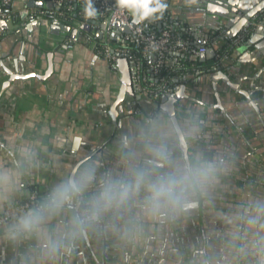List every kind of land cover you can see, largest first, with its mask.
Wrapping results in <instances>:
<instances>
[{"label": "crops", "instance_id": "0c3cea01", "mask_svg": "<svg viewBox=\"0 0 264 264\" xmlns=\"http://www.w3.org/2000/svg\"><path fill=\"white\" fill-rule=\"evenodd\" d=\"M26 3L14 0L11 20L0 24V58L6 53L3 60L13 74L24 75L2 91L10 75L0 68V213L27 198L32 189L43 197L85 159L76 172L92 164L98 176L106 172L125 176L131 168L146 165L151 159L148 145L161 136L174 164L182 165L168 115L135 92L115 106L119 122L115 126L111 111L120 92L118 73L96 58L79 36L74 37V48L60 54L56 45L72 38V30L53 34L42 29L39 35L36 29L29 30L19 14ZM167 8L172 22L196 45L213 46L214 34L208 31V39L200 36L209 28L200 0H168ZM221 36L216 35L218 45L223 44ZM255 44L246 52L234 50L224 68L236 88L208 78L211 73L204 68L212 57L198 60L197 73L191 65H182L184 56L177 52L168 60L184 69L176 78L190 86L188 98L177 103L190 155L220 158L227 164L216 184L188 193L187 203H198V208H163L152 217L142 207L141 193L129 211L119 217L109 214L55 264H256L252 243L257 233L264 235V45ZM50 52L56 53L53 71L44 78L35 76L49 71ZM257 216L260 223L253 227L248 221ZM13 219L0 224V264H40L34 257L37 238L20 242L5 238ZM66 219L63 214L49 228H62ZM130 219L138 230L126 234Z\"/></svg>", "mask_w": 264, "mask_h": 264}, {"label": "clouds", "instance_id": "9594fccd", "mask_svg": "<svg viewBox=\"0 0 264 264\" xmlns=\"http://www.w3.org/2000/svg\"><path fill=\"white\" fill-rule=\"evenodd\" d=\"M117 3L121 8L131 9L138 21L162 13L166 7L163 0H117ZM148 147L151 159L143 167L131 168L125 176H115L111 172L98 176L92 164L74 172L31 207L19 210L6 227L5 238L13 242L37 238L40 244L34 250L35 259L40 264H55L61 253L71 251L78 239L101 224L109 214L119 217L129 211L141 193L144 194L145 213L155 217L163 208L192 207L187 203L188 193L208 189L227 171L226 161L220 158L188 156L182 165L174 164L163 136ZM161 168L168 170L161 171ZM5 191L10 194L11 188L6 187ZM63 214H67L63 227L51 230L50 223ZM248 222L256 227L260 217ZM137 230L138 225L130 219L126 234ZM252 248L256 264H264V235L257 233Z\"/></svg>", "mask_w": 264, "mask_h": 264}, {"label": "built area", "instance_id": "2783aa9c", "mask_svg": "<svg viewBox=\"0 0 264 264\" xmlns=\"http://www.w3.org/2000/svg\"><path fill=\"white\" fill-rule=\"evenodd\" d=\"M43 1L45 6L43 7H31L26 3L24 7L19 11L22 15L23 23H37L42 29H50L53 23L63 22L62 17L66 16L73 9L69 7V12L64 13L60 11L63 3H69L72 5L76 0H39ZM91 5L84 8V17L79 21H74L72 29L78 30L79 37L90 46L93 52L104 60L108 65L114 69L115 64L119 58H127L134 63L132 72V82L135 92L147 97L153 103L158 105L165 95H170L175 86L177 85L176 77L169 79L162 78L160 80L155 79V74L159 72L160 67L165 62V57L168 52H177L178 54H190L196 56L200 53H205L209 48L207 46L196 45L190 38H183L181 36L174 35L173 31L176 25H167L164 29H160L158 32L151 29L149 25L151 22L149 19L139 21L137 25H133L134 20L133 11L129 8H121L117 0H88ZM14 0H0V23L8 22L12 18L11 8ZM48 3H52L51 6ZM59 7V8H58ZM50 12V15H48ZM89 19L93 20V24H90ZM162 17H159L156 24L159 22V26L162 21ZM264 19V7L254 14L242 29L233 38H228L226 34H222L221 41L223 44H227V49L221 53H216L213 60L205 65V70L218 71L226 68L231 60V54L247 44L254 30L261 24ZM126 25L130 29V33L117 32L115 27L116 23ZM68 25V24H66ZM93 25H97L96 33H102V44L98 45L90 36L83 34L82 31L89 26L93 28ZM113 39L120 41V44H114ZM77 40L72 37L57 43V47L63 50H70L74 48ZM130 44L134 49L141 48L144 57L149 56L151 64L149 68L153 71V78L150 80L142 73V62L139 58L132 56ZM221 45V46H222ZM178 70L181 67L177 68ZM189 71V70H187ZM186 71V72H187ZM38 202V194L30 193L28 200L16 203L13 206L7 207L2 213H0V224L6 219L14 218L19 210L27 209L33 204Z\"/></svg>", "mask_w": 264, "mask_h": 264}, {"label": "water", "instance_id": "95a60500", "mask_svg": "<svg viewBox=\"0 0 264 264\" xmlns=\"http://www.w3.org/2000/svg\"><path fill=\"white\" fill-rule=\"evenodd\" d=\"M26 1L28 5L31 7L45 6L43 1H39V0H26ZM200 2L203 7L201 12L205 15L206 20L209 22V28L206 30V33H202V31H200L201 32L200 36L204 39L209 38V33H207L208 31L214 35L221 33V34H226L228 38L235 37L237 33L242 29V27L246 24L247 20H249L254 14H256L260 9L264 7V0H200ZM48 5L51 6L52 3H48ZM138 22L139 21L136 18H134L132 24L137 25ZM5 23L6 22H2L0 24H5ZM260 25L254 30V34L251 35L247 44L243 47H240L238 51H241V50H243L244 52L248 51L250 48L249 45L255 44L259 39H260V42L257 45L256 44L255 45L257 48H262V46L264 45V27ZM27 26L29 30H33V28L36 29V31L38 32V35L41 33L42 28L40 27L39 24L29 23ZM115 27L117 29V32L130 33V29L126 25H123L117 22L115 24ZM146 27L148 28L149 25H147ZM86 29H89V26L86 27ZM60 30H62L63 32L62 34H65V32H71L72 30L73 37L78 38L79 36L77 29H72L71 26L61 23V22L53 23L49 29V31L53 34H59ZM97 35L98 37L102 38L101 32L97 33ZM28 39L29 41L35 44L37 43L36 39L32 37H29ZM56 48L60 54L67 52L66 50H63L61 48H58V47ZM215 51H216V48L213 45L205 53H200L196 56H193L192 59L200 60L201 62H206L207 57L214 58L216 54ZM55 54L56 53L54 52L47 53L49 64H50L49 71H47L45 75L34 74L35 76L44 78V76H46L47 74L49 75V73L53 71V59L55 57ZM208 54L210 55L208 56ZM180 55L185 56L184 54H180ZM2 57L3 59H6L7 58L6 53H3ZM95 57L97 58L99 56L95 55ZM3 59L0 58V68H4L5 71L9 73L10 78L3 83L2 91L5 90L7 86H9V84L12 81H14L15 78H18V79L24 78V75L13 74V72L9 69V67L6 65ZM133 65L134 63L132 61H130L127 58L122 57L117 60L115 67H113L116 73H118L119 75L120 84H121L119 95L111 111V118L115 126L119 124L117 120L118 111L116 110L115 106L121 100H123L126 97V95H130V96L136 95L135 89L133 87V82H132ZM109 68L111 67L109 66ZM204 71H208V73H211L209 74L208 78L210 77L214 81H218L222 79L226 81L228 85H230L231 87L233 88L237 87L234 83H232L229 80L228 74H227L228 71L225 69L218 70V71L204 69ZM175 81L177 85L175 86L173 92L170 95H165L164 97H162L160 103L156 106L158 107L161 113L168 115V117L170 118V121L177 134L179 150L181 151L183 159L185 161V157L191 156L190 151H189L190 144L186 139V136L183 132V129L179 121V117L177 115V103L179 100L188 98L186 91L190 86L185 83H180L178 78H176ZM215 89H216V86H215ZM137 97H139V95H137ZM120 111L122 112L123 109L121 108ZM86 161L87 159H85V161H80L75 167L73 173L76 172L79 166ZM263 167H264V164H263ZM222 206H224V203L222 204ZM192 207L198 208V203L193 204Z\"/></svg>", "mask_w": 264, "mask_h": 264}, {"label": "trees", "instance_id": "16d2710c", "mask_svg": "<svg viewBox=\"0 0 264 264\" xmlns=\"http://www.w3.org/2000/svg\"><path fill=\"white\" fill-rule=\"evenodd\" d=\"M163 3L166 5L165 9L161 12H157L154 14L153 17H150L149 20L151 21L149 23V26L151 27V29L155 30L156 32H158L160 29H164L167 25L173 24L172 19H171V15L169 14V10L167 8L168 6V0H163ZM91 5V3L88 0H76L75 2L71 4L69 3H63L61 5V9L60 11L64 12V13H68L69 12V7L72 6V10L70 11L69 14H67L66 16L62 17L61 19L63 20V22H65L68 25H72L74 23V21H79L84 17V8L89 7ZM13 8H11V12ZM48 15H50V12H48ZM159 17H162V21L161 24L159 26V22H157L156 24L154 23V21H157ZM90 22V24H93V20L89 19L88 20ZM93 28H89V29H85L82 31L83 34H86L88 36H90L95 42H97L98 45L102 44V39L100 37H98L97 33H96V29L98 28L97 25H93ZM174 35L176 36H181L183 38H189V36L181 29V28H175L173 31ZM218 35V34H216ZM216 35L213 36V38L211 39L213 45L216 48L215 53H221L224 50H228L227 49V44L224 45H218L219 41H216L215 43V38ZM112 42L114 44H120V41H117L116 39H113ZM130 49L132 51V56H135L137 58H139L142 62V73L145 74L148 79H152L153 78V71L149 68L150 64H151V60L149 58V56L144 57L143 52L141 50V48H137L134 49L133 45L130 44ZM230 53H232L231 51H229ZM171 52H168L166 57H165V62L163 63V65L160 67L159 72L157 74H155L154 80L155 79H162V78H166L169 79L171 77H177L178 74L180 72H183V68L181 69H177L174 66H171L168 64V60L170 58ZM181 63L182 65L184 64H188L191 65L193 68L192 69H198L197 65H199V61L198 60H192V55L190 54H185L184 58L181 59ZM183 67V66H182ZM191 69V70H192ZM156 110L158 111V107L156 108ZM37 193L38 194V201L42 198V195L39 193L38 190L36 189H32L31 193ZM28 197L23 199L21 202L27 201ZM13 206V205H10ZM8 206V207H10Z\"/></svg>", "mask_w": 264, "mask_h": 264}, {"label": "flooded vegetation", "instance_id": "af4514ba", "mask_svg": "<svg viewBox=\"0 0 264 264\" xmlns=\"http://www.w3.org/2000/svg\"><path fill=\"white\" fill-rule=\"evenodd\" d=\"M205 69V68H204ZM192 71L194 72V73H197V69H192ZM263 164H264V162H263ZM222 199V198H221Z\"/></svg>", "mask_w": 264, "mask_h": 264}]
</instances>
